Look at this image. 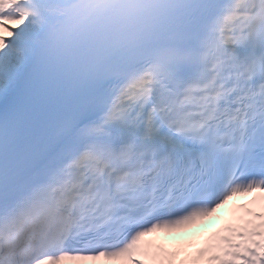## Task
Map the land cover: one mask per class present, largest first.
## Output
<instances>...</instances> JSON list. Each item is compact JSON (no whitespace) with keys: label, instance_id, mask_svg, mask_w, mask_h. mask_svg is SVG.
I'll list each match as a JSON object with an SVG mask.
<instances>
[{"label":"snow or ice","instance_id":"6c2138e0","mask_svg":"<svg viewBox=\"0 0 264 264\" xmlns=\"http://www.w3.org/2000/svg\"><path fill=\"white\" fill-rule=\"evenodd\" d=\"M69 261L264 264V0H0V264Z\"/></svg>","mask_w":264,"mask_h":264},{"label":"bare ground","instance_id":"6f19581e","mask_svg":"<svg viewBox=\"0 0 264 264\" xmlns=\"http://www.w3.org/2000/svg\"><path fill=\"white\" fill-rule=\"evenodd\" d=\"M205 221V220H204ZM204 221H201L199 223H203ZM192 228L186 229V230H182L180 232H176V233H170V234H164V236H166L167 238L173 239V240H183V237H175V235L179 234V233H185L184 237L185 239L189 238L190 236H192Z\"/></svg>","mask_w":264,"mask_h":264}]
</instances>
